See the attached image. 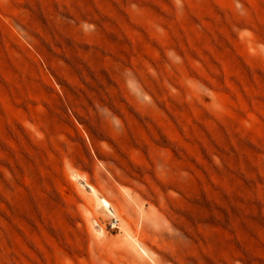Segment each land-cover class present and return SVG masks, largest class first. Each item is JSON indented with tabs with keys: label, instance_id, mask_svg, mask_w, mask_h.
I'll return each mask as SVG.
<instances>
[{
	"label": "rangeland",
	"instance_id": "1",
	"mask_svg": "<svg viewBox=\"0 0 264 264\" xmlns=\"http://www.w3.org/2000/svg\"><path fill=\"white\" fill-rule=\"evenodd\" d=\"M0 264H264V0H0Z\"/></svg>",
	"mask_w": 264,
	"mask_h": 264
},
{
	"label": "bare ground",
	"instance_id": "2",
	"mask_svg": "<svg viewBox=\"0 0 264 264\" xmlns=\"http://www.w3.org/2000/svg\"><path fill=\"white\" fill-rule=\"evenodd\" d=\"M92 189H93V191L98 195V198H99V205H100V207L101 208H103V207H106L107 208V201L101 196V195H99V193H98V191H97V189L94 187V186H92ZM210 204H211V202H210ZM213 205V204H212ZM109 207V206H108ZM220 222V221H219ZM222 222V221H221ZM225 222V221H224ZM223 223V222H222ZM226 225V224H225ZM228 226V225H227ZM185 230H186V227H185ZM188 231V230H187ZM188 233V232H187ZM194 235V234H193ZM195 237H197V236H195ZM206 239V238H205ZM240 242V241H239ZM168 254V253H167ZM251 262V261H250Z\"/></svg>",
	"mask_w": 264,
	"mask_h": 264
},
{
	"label": "built area",
	"instance_id": "3",
	"mask_svg": "<svg viewBox=\"0 0 264 264\" xmlns=\"http://www.w3.org/2000/svg\"><path fill=\"white\" fill-rule=\"evenodd\" d=\"M112 224L115 227H119V225H120V218H119L118 215H116V214L113 215Z\"/></svg>",
	"mask_w": 264,
	"mask_h": 264
}]
</instances>
